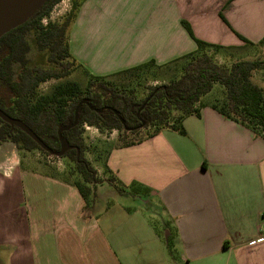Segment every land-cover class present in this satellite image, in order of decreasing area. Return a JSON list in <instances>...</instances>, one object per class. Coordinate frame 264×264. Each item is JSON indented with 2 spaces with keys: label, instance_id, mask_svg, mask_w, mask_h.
Segmentation results:
<instances>
[{
  "label": "crops",
  "instance_id": "obj_1",
  "mask_svg": "<svg viewBox=\"0 0 264 264\" xmlns=\"http://www.w3.org/2000/svg\"><path fill=\"white\" fill-rule=\"evenodd\" d=\"M182 21L208 44L243 48L240 36L256 45L264 0H83L69 53L97 77L166 65L196 49ZM182 127L183 136L162 130L104 158L115 182L147 189L159 208L150 218L104 201L106 184L83 218L74 187L43 166L1 160L12 167L0 173V264H264V139L210 107Z\"/></svg>",
  "mask_w": 264,
  "mask_h": 264
},
{
  "label": "trees",
  "instance_id": "obj_2",
  "mask_svg": "<svg viewBox=\"0 0 264 264\" xmlns=\"http://www.w3.org/2000/svg\"><path fill=\"white\" fill-rule=\"evenodd\" d=\"M60 1L48 0L24 24L0 38V111L21 122L48 150L56 153L60 149L57 131L73 122L77 105L84 102L79 107L75 127L61 133L69 148L61 158L68 159L73 168L63 174L47 163L42 164L51 178L77 190L82 200L83 218L91 217L95 188L103 182L85 157L88 150L82 137L85 127L101 132L117 131L118 142L122 143H115L111 149L125 148L152 138L162 130L183 136L184 119L199 117L202 108L210 107L224 119L264 139V92L252 80L255 72L264 70V58L219 65L215 57L220 50L237 48L225 49L196 39L185 21L181 25L195 43L193 52L166 65L157 66L149 61L106 77L92 76L82 70L87 77L84 88L77 82L65 80L54 85L48 94L40 95L37 90L41 84L65 78L73 68H80L71 59L68 32L83 0L73 3L72 10L61 22L48 20L52 8ZM238 37L244 46L264 47V38L253 45ZM34 49L43 53L47 68L33 62L31 52ZM160 77H164L165 82L148 86L146 95L138 97L136 90L141 83L155 82ZM110 78H120L125 83L115 84ZM216 90H219L220 99L212 94ZM209 95L212 99L205 100ZM141 131H146L143 138L125 142ZM7 142L18 150H38L53 157L21 130L0 120V145ZM105 170L108 172L106 167ZM109 180L121 195L135 196L147 191L141 185L125 188L113 179ZM167 248L171 254L169 240Z\"/></svg>",
  "mask_w": 264,
  "mask_h": 264
},
{
  "label": "rangeland",
  "instance_id": "obj_3",
  "mask_svg": "<svg viewBox=\"0 0 264 264\" xmlns=\"http://www.w3.org/2000/svg\"><path fill=\"white\" fill-rule=\"evenodd\" d=\"M79 1L81 0H61L58 4H56L52 8L48 20L53 22H61L65 18V16L72 10L73 3ZM44 22H46V19L44 20ZM257 57L264 58V47L244 46L243 48H238V49L220 50L218 55H216L215 61L219 65L229 66L233 61L252 60ZM31 58L37 66L43 68L48 67V64L45 63L46 59L43 56V53H40L34 49L31 52ZM86 78L87 77L82 71V69L75 68L74 70L73 68V70H71L70 74L67 77L62 78L60 80L47 81L41 84L38 87L37 91L40 95L48 94L54 85L65 80L77 82L81 88H84ZM109 80L113 81V83L115 84L125 83V81H123L120 78H110ZM252 80L254 84L260 87L264 92V70L255 72L252 76ZM162 82H165L164 77L158 78V80L155 82L148 80L144 83H141V86H139L136 90L138 97L142 98L146 95V93L148 92L147 90L148 86L156 85ZM212 94L214 98L220 99L219 90H216L215 92L213 91ZM210 98L211 97L209 95L204 99L210 100ZM145 133L146 131H141L139 135L137 134L136 136L130 137L129 139L125 140V142L131 141L133 139H141L143 138ZM118 135L119 133L115 130L101 132L98 129L92 127H89V129H83L82 137L88 149L85 153V157L92 164L94 169L97 171V178L103 181L101 184L97 185L96 188L106 184L98 189V193L101 195L104 201H105L104 197H106L108 200L109 199L114 200L120 204L127 205L128 207L137 208V210H139L145 217L150 218L153 212L159 211V208L156 206V203L148 200L144 196V194L146 193L145 191H141L138 195H135V199H134L132 197L126 198V197L118 196V194L115 192L116 190L114 191V189L111 187L113 185H112V181H110L109 179L112 178L110 174L105 170L104 158L106 153L109 150H111L112 146L115 143L118 144L122 143V141L118 142L119 141ZM1 145H0V161L6 158L7 156H11L10 159L13 158L17 163L19 162L21 163V165L28 166L31 168H37L38 165H40L41 167L43 166L41 164L47 163V165H49L54 169H57V171L63 174H68L69 170L73 168V164L69 162L68 159L66 158L47 157L38 150H32L28 152L24 150H18L14 144L9 142L3 143ZM11 167L12 166L10 160L4 161L3 163L0 164V173H2L4 176L9 175L11 171L10 170ZM72 179L73 178H71V180ZM147 202L148 205L146 204ZM161 236L165 239L166 232L163 231L161 233Z\"/></svg>",
  "mask_w": 264,
  "mask_h": 264
},
{
  "label": "water",
  "instance_id": "obj_4",
  "mask_svg": "<svg viewBox=\"0 0 264 264\" xmlns=\"http://www.w3.org/2000/svg\"><path fill=\"white\" fill-rule=\"evenodd\" d=\"M48 0H0V38L11 30L21 26L30 19ZM84 102H80L74 113V120L71 124L60 128L57 131L60 149L54 153L48 150L45 145L21 122L10 118L0 111V120L7 123L11 127H15L25 133L32 141H34L42 150L51 156L61 158L69 149L61 138V133L75 127L79 107ZM105 109H102L103 111Z\"/></svg>",
  "mask_w": 264,
  "mask_h": 264
},
{
  "label": "built area",
  "instance_id": "obj_5",
  "mask_svg": "<svg viewBox=\"0 0 264 264\" xmlns=\"http://www.w3.org/2000/svg\"><path fill=\"white\" fill-rule=\"evenodd\" d=\"M44 22V21H43ZM45 23V22H44ZM85 129H89V127H85Z\"/></svg>",
  "mask_w": 264,
  "mask_h": 264
}]
</instances>
